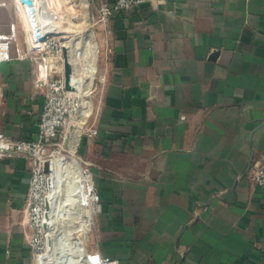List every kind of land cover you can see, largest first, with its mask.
Here are the masks:
<instances>
[{
  "label": "crops",
  "instance_id": "obj_1",
  "mask_svg": "<svg viewBox=\"0 0 264 264\" xmlns=\"http://www.w3.org/2000/svg\"><path fill=\"white\" fill-rule=\"evenodd\" d=\"M109 27L106 82L83 116L99 134L75 142L101 198L90 250L120 264H264V0H143ZM36 69L0 66V131L14 138L37 137ZM31 167L0 160V264H37Z\"/></svg>",
  "mask_w": 264,
  "mask_h": 264
},
{
  "label": "built area",
  "instance_id": "obj_2",
  "mask_svg": "<svg viewBox=\"0 0 264 264\" xmlns=\"http://www.w3.org/2000/svg\"><path fill=\"white\" fill-rule=\"evenodd\" d=\"M142 1L84 0L82 3L84 7H80L76 0H30L31 3L14 0L15 10L19 18L9 23L8 32H0V65L5 61L12 60L17 54L19 56L26 52V57L35 60L37 78L40 81L39 86H41L42 80L48 82L53 79L50 83L51 91L43 107L35 139L14 138L6 132L0 131V160L15 156L30 160L35 159L28 191L29 225L33 232L32 239H37V243L31 244L35 259L39 254L46 251L47 246V235L43 228V221L45 198L49 194V174L44 171L43 166L46 160H52L51 155L55 150L50 156L46 155V151L51 146L52 141L62 137V134L65 133L64 126L69 114L67 103L70 96H73L69 94V91L72 90L65 86L63 47H66L68 56L70 53L81 55L86 76L90 77L91 74L95 76L97 73L94 65L97 68L98 47L95 49L89 42H83L89 34L69 31L64 29L61 23L71 24L80 16L86 15L85 13L90 17L87 9L94 5L95 14H93L92 20L89 18L88 20L91 22V26L99 27L106 42L107 52L110 49L106 36L111 32L109 25L112 19L123 12L130 11ZM3 6H5L4 3L0 1V7ZM80 9L81 12L82 10L84 12L78 13ZM19 25L23 26V40L26 46L24 49L19 46ZM93 32L91 31L88 38L94 37ZM13 49L16 52L15 56ZM94 56H96V61L93 60ZM101 77L105 83L106 74L102 73ZM73 83L76 87V83ZM98 134L99 130L96 127L87 128V135L92 137ZM64 138L66 139V136ZM64 175L66 183L60 197L63 200L62 220L74 217L79 219L78 223L83 227L87 214H90L92 218L95 212L101 210V198L94 182L93 172L90 164L84 160H77L76 165L65 169ZM255 180L264 186V165L257 168ZM61 227V233L63 235L67 233L65 236L66 247L71 255L66 263L60 255L57 256L58 264H120L118 258L100 253L98 250L88 251L79 238L71 237L68 229L62 224Z\"/></svg>",
  "mask_w": 264,
  "mask_h": 264
},
{
  "label": "rangeland",
  "instance_id": "obj_3",
  "mask_svg": "<svg viewBox=\"0 0 264 264\" xmlns=\"http://www.w3.org/2000/svg\"><path fill=\"white\" fill-rule=\"evenodd\" d=\"M2 3H4L5 6L0 7V32L6 33L8 32V27H9V23L11 21H15L18 20L19 15L16 13L15 10V5H14V0H0ZM78 3V6H83L82 3H84V0H76ZM93 4V3H92ZM84 7V6H83ZM89 11V15L90 17L87 16V13H85L86 15H84L83 17H79L78 19L74 20L71 24H73L74 26H72L71 24L68 23H61L62 27L64 29H68V30H73L74 32L78 33V34H91V31H94V41L97 42V46H98V59H97V73L95 75V78L93 79L91 86L89 87L90 89H86L83 92H81L80 94H78L76 97L75 96H70L69 101L67 103V108H68V115H67V120L65 122V126H64V131L65 133L62 134V137H59L58 139L54 140L51 142V146L47 149L46 151V155L50 156V154L53 152V150H56L58 148H62V153L68 157L71 158L72 156L76 157L77 160H83V158L80 157V155L77 153V145L75 146V148L72 150L66 145V143L69 141V136L67 135L68 131H72L73 129H75L76 133H75V137L73 138V142H76L77 140L79 141L81 135L83 134V132L86 130L87 127H90V121H91V117L90 118H86L83 117L86 109H92L93 112H95L96 108H97V102L100 98L101 95V90H102V85L104 84V82L102 81V73L103 69L105 68V63H106V56L105 55V50H106V42L105 40H103V35L102 33H100V29L97 26H91V22H89V20H92V16L93 14H95V6L91 5L88 7L87 9ZM82 12H84V10H82ZM81 9L78 11V13H82ZM89 18V20H88ZM19 46L20 48L24 49L25 46V42H24V37H23V26L19 25ZM88 35V36H89ZM26 52L21 53L19 56L18 54L15 56L16 60H20V61H28L31 64H35V60L34 59H30L29 57L25 56ZM1 66V65H0ZM56 77L54 76V79ZM53 80V79H52ZM52 80H49L48 82H44L43 80L41 81V87L44 88L43 91V96H44V104L43 107L45 105V102L47 100V96L50 93V83ZM39 80L35 74V83H37L39 85ZM87 101V102H86ZM89 104L90 106L86 107V104ZM43 111V108H42ZM42 113V112H41ZM41 118V115H40ZM39 123H40V119L37 122V125L39 127ZM80 131V132H79ZM38 132V131H37ZM79 132V133H78ZM77 135H78V139H77ZM66 136V139L64 138ZM65 139V141H64ZM54 143V144H52ZM74 154V155H73ZM22 158V157H21ZM32 161V167H31V173H32V168L34 166V161L35 159H31ZM31 173H30V177H29V183L31 180ZM29 191V190H28ZM79 219L74 218V217H70L67 218L66 220H63V226L66 227V229H68L69 231V235L71 237H77L79 238L80 241H82V245L85 247V249H87L88 251H91V245L94 243V233L93 231L87 233V232H83V230L81 229L80 224L78 223ZM93 225V224H92ZM92 225L90 226V229L92 228ZM33 233V232H32ZM32 233L29 237V245H30V249L31 252L32 251V243H37V239H32ZM77 240V239H74ZM94 245V244H93Z\"/></svg>",
  "mask_w": 264,
  "mask_h": 264
},
{
  "label": "bare ground",
  "instance_id": "obj_4",
  "mask_svg": "<svg viewBox=\"0 0 264 264\" xmlns=\"http://www.w3.org/2000/svg\"><path fill=\"white\" fill-rule=\"evenodd\" d=\"M74 26V25H72ZM70 31V30H69ZM85 37L83 42H89L90 45H93L94 48L96 49L98 46L96 45V41L94 39ZM68 59L73 66V82L76 83V87L74 90L69 91V94L73 96H77L81 92H83L86 89H90L89 87L91 86L92 79H94V74H91L90 77L85 75V70L83 67V60L81 55L74 53V54H69ZM94 61H96V56H94ZM95 71H96V66L94 65ZM86 84V86H85ZM87 102V101H86ZM87 105V104H86ZM90 106V105H89ZM87 107V106H86ZM85 113L82 114L84 116H88L90 114V109H86L84 111ZM75 129L72 131H68L67 135L69 136V141L66 143V145L72 150V148H75V142H73V138L75 137ZM74 155V154H73ZM52 168H53V178L55 179V186L53 187L52 194L53 196L55 195V203L53 206V211H52V218L55 221L54 228L51 229L50 231H45V234H51L54 237V245H53V252L56 253V256H61V258L64 260L66 263L71 255L69 249L66 247V238L67 233L63 235L61 233L62 227L61 224L63 223L62 220V210H63V200L60 198L62 196V191L64 188V185L66 183L65 180V169L69 166H74L77 164V158L72 156L71 158L66 157L62 153V148L56 149L52 155ZM63 225V224H62ZM92 225V218L90 214H87V218L85 220V223L83 227H81L80 230H83V232H87L90 229V226ZM77 238V237H73ZM47 248V246H46ZM84 257L81 259L83 262ZM61 261V260H60ZM59 261V262H60ZM62 262V261H61Z\"/></svg>",
  "mask_w": 264,
  "mask_h": 264
},
{
  "label": "water",
  "instance_id": "obj_5",
  "mask_svg": "<svg viewBox=\"0 0 264 264\" xmlns=\"http://www.w3.org/2000/svg\"><path fill=\"white\" fill-rule=\"evenodd\" d=\"M23 3H31L30 0H21ZM63 57H64V77H65V86L69 90H74L75 85L72 82L73 69L72 65L68 59V52L66 47H63ZM251 159L248 165V170L251 166ZM44 171L49 174L48 178V187L49 194L45 198V213L43 228L45 231H50L54 228L55 221L52 218L53 206L55 203V195L52 194V189L55 186V179L53 178V168L52 160L48 159L44 162ZM54 237L51 234H47V248L44 253H41L37 256V264H58L57 254L53 252Z\"/></svg>",
  "mask_w": 264,
  "mask_h": 264
}]
</instances>
